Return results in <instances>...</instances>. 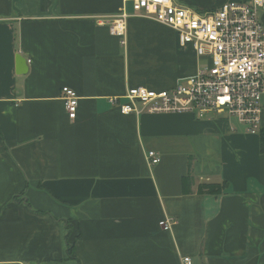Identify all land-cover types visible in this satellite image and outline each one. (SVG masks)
Segmentation results:
<instances>
[{
	"label": "crops",
	"instance_id": "0c3cea01",
	"mask_svg": "<svg viewBox=\"0 0 264 264\" xmlns=\"http://www.w3.org/2000/svg\"><path fill=\"white\" fill-rule=\"evenodd\" d=\"M227 1L175 0L200 13ZM124 6L0 0V264H264V111L257 134L213 113H121L111 99L200 68L149 19H128L126 44L111 35ZM64 87L79 97L75 120ZM210 183L220 194L198 191Z\"/></svg>",
	"mask_w": 264,
	"mask_h": 264
},
{
	"label": "built area",
	"instance_id": "2783aa9c",
	"mask_svg": "<svg viewBox=\"0 0 264 264\" xmlns=\"http://www.w3.org/2000/svg\"><path fill=\"white\" fill-rule=\"evenodd\" d=\"M133 14L124 9L110 22V33L122 37L126 44L128 19L136 16L149 19L178 35L180 46L192 47L205 65L189 78L161 92L144 87L129 89L122 104L111 99L123 114L195 115L208 113L237 119L246 133L261 130L264 111V25L260 13L264 0L227 1L219 9L200 13L183 7L175 0H124ZM64 107L70 120L78 114L79 97L69 87L62 89ZM149 163L160 162L154 151ZM175 220L161 222L164 231L171 230ZM182 264H193L184 256Z\"/></svg>",
	"mask_w": 264,
	"mask_h": 264
},
{
	"label": "trees",
	"instance_id": "16d2710c",
	"mask_svg": "<svg viewBox=\"0 0 264 264\" xmlns=\"http://www.w3.org/2000/svg\"><path fill=\"white\" fill-rule=\"evenodd\" d=\"M260 146H261V152L264 153V133L262 134L261 136V143H260ZM193 184V180L191 177L187 176L184 178L183 180V187H187V190H185L186 192H190V187L191 185ZM198 191L202 194H220V190H219V185H216V184H203V185H200L199 188H198ZM68 252L70 254V256L72 258H74V245H69V249H68Z\"/></svg>",
	"mask_w": 264,
	"mask_h": 264
},
{
	"label": "water",
	"instance_id": "95a60500",
	"mask_svg": "<svg viewBox=\"0 0 264 264\" xmlns=\"http://www.w3.org/2000/svg\"><path fill=\"white\" fill-rule=\"evenodd\" d=\"M18 64L19 66L22 65L23 67L27 66V60L21 55L18 58Z\"/></svg>",
	"mask_w": 264,
	"mask_h": 264
},
{
	"label": "rangeland",
	"instance_id": "374dc122",
	"mask_svg": "<svg viewBox=\"0 0 264 264\" xmlns=\"http://www.w3.org/2000/svg\"><path fill=\"white\" fill-rule=\"evenodd\" d=\"M129 7L131 8V5L129 4ZM197 63L200 65V66H203V65H205L204 64V62L203 61H197ZM211 115H213V116H216V117H220V118H222V117H224V115H222V116H220V115H217L216 113H213V114H211ZM244 126V125H243Z\"/></svg>",
	"mask_w": 264,
	"mask_h": 264
}]
</instances>
